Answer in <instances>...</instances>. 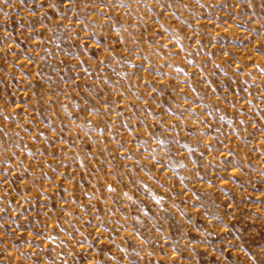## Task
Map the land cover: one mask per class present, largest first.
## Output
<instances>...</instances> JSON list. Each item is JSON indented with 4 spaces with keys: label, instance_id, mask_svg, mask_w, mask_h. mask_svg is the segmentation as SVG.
<instances>
[{
    "label": "rangeland",
    "instance_id": "374dc122",
    "mask_svg": "<svg viewBox=\"0 0 264 264\" xmlns=\"http://www.w3.org/2000/svg\"><path fill=\"white\" fill-rule=\"evenodd\" d=\"M0 264H264V0H0Z\"/></svg>",
    "mask_w": 264,
    "mask_h": 264
}]
</instances>
